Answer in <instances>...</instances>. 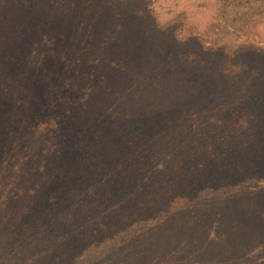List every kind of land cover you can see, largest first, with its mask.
<instances>
[{
    "label": "trees",
    "instance_id": "16d2710c",
    "mask_svg": "<svg viewBox=\"0 0 264 264\" xmlns=\"http://www.w3.org/2000/svg\"><path fill=\"white\" fill-rule=\"evenodd\" d=\"M217 1L207 30L175 31L198 45L182 67L143 69L128 134L71 131L50 184L19 185L0 264H264V0Z\"/></svg>",
    "mask_w": 264,
    "mask_h": 264
},
{
    "label": "rangeland",
    "instance_id": "374dc122",
    "mask_svg": "<svg viewBox=\"0 0 264 264\" xmlns=\"http://www.w3.org/2000/svg\"><path fill=\"white\" fill-rule=\"evenodd\" d=\"M218 15L217 0H0V246L14 239L19 185L29 195L58 169L55 145L71 131L111 135L120 121L128 134L131 89L151 81L143 69L156 77L164 61L182 67L198 45L177 41V28L180 36L186 24L205 31ZM259 31L264 40V25ZM179 78L172 79L186 80ZM84 185L76 196L86 194Z\"/></svg>",
    "mask_w": 264,
    "mask_h": 264
}]
</instances>
